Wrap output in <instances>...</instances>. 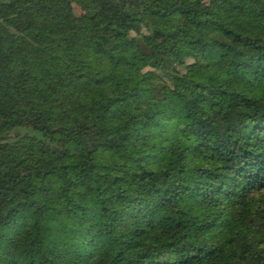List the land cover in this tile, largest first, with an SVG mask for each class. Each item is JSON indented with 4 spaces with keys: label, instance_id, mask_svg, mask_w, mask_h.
<instances>
[{
    "label": "trees",
    "instance_id": "trees-1",
    "mask_svg": "<svg viewBox=\"0 0 264 264\" xmlns=\"http://www.w3.org/2000/svg\"><path fill=\"white\" fill-rule=\"evenodd\" d=\"M0 264H264V0H0Z\"/></svg>",
    "mask_w": 264,
    "mask_h": 264
},
{
    "label": "rangeland",
    "instance_id": "rangeland-1",
    "mask_svg": "<svg viewBox=\"0 0 264 264\" xmlns=\"http://www.w3.org/2000/svg\"><path fill=\"white\" fill-rule=\"evenodd\" d=\"M71 11L74 15H79L81 13V10L79 9L77 5H72Z\"/></svg>",
    "mask_w": 264,
    "mask_h": 264
}]
</instances>
